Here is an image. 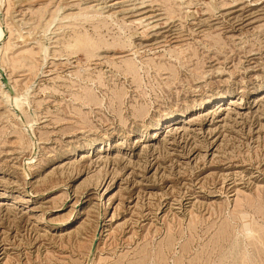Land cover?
Listing matches in <instances>:
<instances>
[{
	"label": "rangeland",
	"instance_id": "1",
	"mask_svg": "<svg viewBox=\"0 0 264 264\" xmlns=\"http://www.w3.org/2000/svg\"><path fill=\"white\" fill-rule=\"evenodd\" d=\"M0 31V264H264V0H0Z\"/></svg>",
	"mask_w": 264,
	"mask_h": 264
},
{
	"label": "bare ground",
	"instance_id": "2",
	"mask_svg": "<svg viewBox=\"0 0 264 264\" xmlns=\"http://www.w3.org/2000/svg\"><path fill=\"white\" fill-rule=\"evenodd\" d=\"M1 36H2V33H1V31H0V39H1ZM1 76V75H0ZM0 83L5 87V93L6 94H8V93H10L11 94V92H10V85H9V83H8V81H7V85H4V83H2V76H1V79H0ZM15 96V94H13L12 95V97H11V100H14V104H15V106H18L17 105V98L16 97H14ZM6 97H7V95H6ZM9 97V96H8ZM12 102V101H11ZM225 104V99H218V100H214V101H206L205 103H203V104H201L200 106H199V109L200 110H203V109H207L208 107H211V106H213L214 108L216 107H218V108H220L221 106H223ZM14 106V107H15ZM173 120V118H172V116H170V117H168V119H167V121H166V123H168V122H170V121H172ZM166 128V127H165Z\"/></svg>",
	"mask_w": 264,
	"mask_h": 264
},
{
	"label": "water",
	"instance_id": "3",
	"mask_svg": "<svg viewBox=\"0 0 264 264\" xmlns=\"http://www.w3.org/2000/svg\"><path fill=\"white\" fill-rule=\"evenodd\" d=\"M0 75L2 76V83H4V85H7V80H6V78H5V76H4V74L2 73V71L0 70ZM10 92H11V90H10ZM93 246H95V243H94V245Z\"/></svg>",
	"mask_w": 264,
	"mask_h": 264
}]
</instances>
